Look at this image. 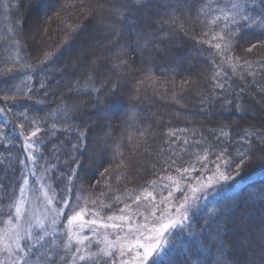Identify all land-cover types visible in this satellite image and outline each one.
<instances>
[{
	"label": "trees",
	"instance_id": "1",
	"mask_svg": "<svg viewBox=\"0 0 264 264\" xmlns=\"http://www.w3.org/2000/svg\"><path fill=\"white\" fill-rule=\"evenodd\" d=\"M121 1L111 14L125 22L92 33L85 55L75 46L89 45L82 31L109 2L0 0V234L33 170L50 180L62 215L58 232L34 234L15 264H71L81 246L62 230L77 213L104 220L149 200L176 207L219 172L224 182L167 232L155 264H252L263 249L264 157L254 155H264V119L242 111L241 91L264 93V0ZM34 10L44 37L27 24ZM220 105L238 112L217 118ZM114 254L79 264H112Z\"/></svg>",
	"mask_w": 264,
	"mask_h": 264
},
{
	"label": "rangeland",
	"instance_id": "2",
	"mask_svg": "<svg viewBox=\"0 0 264 264\" xmlns=\"http://www.w3.org/2000/svg\"><path fill=\"white\" fill-rule=\"evenodd\" d=\"M57 1L58 0H51L52 9L57 6ZM104 1L109 2V5L112 7V9H109L108 13L107 10L104 11V13L103 10L95 11V14L91 20V23H93L92 27H83L86 29V32L82 31V33H85L84 40H86L87 44L89 45H85L86 47H83V45L80 44L76 45V51H81V49H83V53L88 55L89 51L93 49L94 45V38H92L94 35H92V33L99 31L100 35L104 37L108 34V31L111 27L110 23H113V20L115 22L117 21V23L125 22L121 16H118L116 11L114 12L113 16L111 14L114 4L118 3L122 5V1ZM171 7L176 9L178 12H180V9L185 8L173 3ZM38 13L40 15V12ZM36 14L37 11L34 10V15L32 18L28 15L27 24L29 28L37 26L36 28L39 30V34L41 33L40 36L44 37L45 34L50 31V29L44 24H41L39 27L37 20L34 17ZM163 16L164 15H161L160 17L158 14L156 21H154V25L157 28H159V25L162 23L166 25L164 22L166 19L163 20ZM101 53L103 52H100V54ZM79 56L81 57V55ZM192 59L194 62H196V59L198 58L196 56L194 57L193 55ZM89 62L92 64L91 61ZM78 64H80L79 60L76 62L70 60L65 65L70 66V68L74 70ZM94 65L97 66L95 63H93L92 67H94ZM256 89V93L262 92L261 95L253 94L255 92H249L248 88H244V91H241V95L244 94L245 99L250 100L248 107H245L242 111L246 113L248 118L256 117L257 120H261L262 118L264 119V93L261 88L258 89L256 87ZM80 105H82V102ZM93 110L94 114H96L98 111L95 109ZM237 112L238 111L236 109L229 108V106L227 107L220 105L219 108L217 107L215 109V117L223 119L225 118L228 120V118L230 119V117L232 118L233 115H236ZM257 138L261 140L260 137ZM31 143L32 142H26L29 154H31L33 149L32 147H29ZM254 156L258 160L261 157H264L262 153L255 154ZM30 157L34 160V155H31ZM151 158L152 156L147 159L148 161L146 164H149V162L153 160ZM140 164L142 165V162ZM225 179V176L219 172L211 174L207 177H201L200 180H198L197 183L191 188L188 197L184 200V202H181L176 207H173L174 205L171 206V203H166L163 204L161 208L160 205H158V203L161 202H158L157 200H149L146 203H140L135 208L132 207L126 209V213H124L125 215L113 217L114 219L112 220H102L94 215L89 217L87 211H81L79 214L83 217V219H75L72 221V223L68 222L67 229L62 230L64 233L67 231L68 235L71 237V239H73L74 242H77L78 240L83 241L82 243L77 242L79 247H81L76 248L77 253L75 252V254H73L71 264H79L85 258H90L89 260H95L97 251L101 252L102 254H108V256L109 253L117 252L119 257L117 258V261H115L117 255L115 257L114 254V257L112 258V264H146L147 260L157 253L156 251H153L152 255L145 258L146 250L159 244L160 248L158 251L159 253L162 252V250H164L168 244V242H166L167 232L187 221L189 206L194 204V201L198 200L199 197L202 195L204 196L210 189L224 182ZM52 187L53 186L50 180L48 181L45 176H42V174L39 176V173L35 170L29 173V175L25 178L24 184L19 190L18 197L15 199L13 208L11 210L13 211V215L3 230V234H0V264H15V262L20 261L21 256L26 253L28 243H31L32 236L34 234H39L41 232L46 235L50 232H58V226L62 214H57L61 213V210L56 205V198L53 195L54 192ZM17 206L20 207L22 213L19 218L16 216ZM256 210L260 211L261 209L257 208ZM93 220L96 221L95 224L88 223L89 221ZM166 223L171 224L170 229L167 231L163 229V225ZM112 224L117 225V227L101 226ZM253 226H250V228L255 230ZM100 231H104L106 233L100 237L98 236ZM257 235L258 238L261 239L260 245L263 246V249H257L255 243H253V247L257 249V253L255 258H251V262H253L252 264H264V231L261 230ZM87 241L91 242L92 244L87 243ZM85 243H87L89 246L87 247ZM238 243L241 248L243 245L244 255L250 258L248 251L244 249V246L246 245L244 239L238 240ZM250 243L251 240L249 241V244ZM90 245H92V247H90ZM140 245H144V247L141 248ZM17 246H19V249ZM5 248L7 249L6 251ZM19 256L20 259L18 260ZM81 256L84 257L83 260L81 259ZM257 259H259L260 262L257 261Z\"/></svg>",
	"mask_w": 264,
	"mask_h": 264
},
{
	"label": "snow or ice",
	"instance_id": "3",
	"mask_svg": "<svg viewBox=\"0 0 264 264\" xmlns=\"http://www.w3.org/2000/svg\"><path fill=\"white\" fill-rule=\"evenodd\" d=\"M233 7H238V5H233ZM217 47H219V45H217ZM6 71H10V69H6ZM3 111H4L3 109H0V113H2ZM32 135L35 136V135H36V132L33 131V132H32ZM29 147H31V145H29ZM185 171H187V169H185ZM57 214H62V213H57ZM21 215H22V213H21V209H20L19 206H17V207H16V216H17V218H19ZM75 219H81V220H82L83 217L80 216L79 213H77L76 216L70 218L69 223H72V221L75 220ZM108 219H109V220H112V219H114V218L110 216V217H108ZM88 223H89V224H95L96 221L93 220V221H89ZM101 226H102V227H117V225H115V224H112V225H101ZM170 227H171V224H167V223H166V224L163 225V229H164L165 231L169 230ZM77 242H78V243H82L83 241H79V240H78ZM17 247H18V249H19V246H17ZM140 247L143 248L144 245H140ZM159 248H160V245L157 244V245L153 246V248H149V249H147V250H146L145 258H147V256L152 255L153 251H156V252H157V256L153 258V264H155V259L158 258V255H159V251H158ZM6 250H7V249L5 248V251H6ZM81 259L83 260L84 257L81 256Z\"/></svg>",
	"mask_w": 264,
	"mask_h": 264
}]
</instances>
